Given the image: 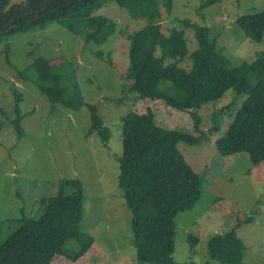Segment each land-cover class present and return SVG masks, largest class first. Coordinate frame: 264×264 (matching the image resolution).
I'll list each match as a JSON object with an SVG mask.
<instances>
[{
	"label": "rangeland",
	"instance_id": "rangeland-1",
	"mask_svg": "<svg viewBox=\"0 0 264 264\" xmlns=\"http://www.w3.org/2000/svg\"><path fill=\"white\" fill-rule=\"evenodd\" d=\"M200 0H172L171 12L161 8L156 20L168 34L183 32L188 55L197 49L194 31L182 25L206 27L217 36L216 45L232 66L251 63L264 54L260 43L248 40L235 20L244 14L264 10V0H219L199 11ZM114 24L108 41L86 44L53 23L44 30H28L0 38V243L17 229L23 218L40 216L43 200L58 193L60 181L79 180L83 190L81 230L92 244L75 262L56 257L51 264H137L130 228L131 214L117 187L118 162L122 154L121 117L134 112L153 113L158 125L182 132L192 130L187 114L166 107L160 101L139 98L130 91V41L134 31L147 21L133 20L115 5L98 11ZM8 32V31H7ZM10 47V65L4 46ZM102 52L104 60L93 53ZM42 57L74 69L83 100L96 106L110 139L103 145L89 133L87 106L78 112L52 105L29 81L20 76L35 58ZM106 59L111 61L109 65ZM189 56L178 66L188 70ZM19 97L21 138L14 129V95ZM243 96L228 90L216 103L201 107L197 145L178 143L186 163L201 178V196L191 210L175 219L176 263L220 264L207 255L209 237L234 231L244 245L243 264H264V162L250 163L246 153L221 157L214 142L224 136L238 111ZM68 193V192H67ZM249 221V222H248ZM196 239L192 248L189 237ZM76 247L75 241L66 245Z\"/></svg>",
	"mask_w": 264,
	"mask_h": 264
},
{
	"label": "trees",
	"instance_id": "trees-1",
	"mask_svg": "<svg viewBox=\"0 0 264 264\" xmlns=\"http://www.w3.org/2000/svg\"><path fill=\"white\" fill-rule=\"evenodd\" d=\"M8 0H0V38L28 30H44L57 24L71 35L97 46L105 44L114 33V24L103 15L102 8L115 5L131 19L147 21L141 29L127 36L132 83L130 91L141 99L160 101L166 107L185 113L192 130L182 132L155 123L153 113L134 112L121 117L122 154L118 164L117 187L130 211V228L137 264L176 263L174 251L175 217L191 210L201 196V178L183 159L178 143L193 146L201 142L199 131L202 106L218 102L228 90L242 97L224 136L214 142L221 157L246 153L250 163L264 162V54L251 63L232 66L216 45L217 36L208 28H192L197 49L188 55L183 32L172 29L166 35L156 20L160 9L171 12L172 0H26L27 16L17 20V7L2 13ZM219 0H200L199 11ZM30 13V14H29ZM13 19L12 23H4ZM235 23L245 37L260 43L264 35V11L239 16ZM8 31V32H6ZM7 38V36H6ZM5 60L10 65V47L4 46ZM104 60L102 52L93 53ZM187 56L188 70L178 66ZM35 58L20 75L29 81L52 104L78 112L87 106L89 133H95L103 145L110 134L96 106L84 102L76 83L74 69ZM109 65L111 61L106 59ZM14 129L20 139L21 115L19 97L14 95ZM68 192V193H67ZM83 190L79 180L59 182L58 193L42 201L43 213L36 218H23L20 225L0 243V264H51L56 257L75 262L92 244L90 235L80 228L83 217ZM249 222V221H248ZM75 241L76 247H66ZM192 248L196 239L188 238ZM244 245L234 231L209 237L207 255L220 264H243Z\"/></svg>",
	"mask_w": 264,
	"mask_h": 264
},
{
	"label": "flooded vegetation",
	"instance_id": "flooded-vegetation-1",
	"mask_svg": "<svg viewBox=\"0 0 264 264\" xmlns=\"http://www.w3.org/2000/svg\"><path fill=\"white\" fill-rule=\"evenodd\" d=\"M25 4H26V0L25 1H20V3L16 5V7H17V18L16 19L17 20H21V19H23V18H25L27 16V13L25 12ZM2 13H3V11H2ZM12 20L13 19H9L8 21L3 20V21L6 24L7 22L12 23L13 22Z\"/></svg>",
	"mask_w": 264,
	"mask_h": 264
},
{
	"label": "water",
	"instance_id": "water-1",
	"mask_svg": "<svg viewBox=\"0 0 264 264\" xmlns=\"http://www.w3.org/2000/svg\"><path fill=\"white\" fill-rule=\"evenodd\" d=\"M20 1H25V0H8L7 4L3 8V13L8 12L12 6L19 4Z\"/></svg>",
	"mask_w": 264,
	"mask_h": 264
},
{
	"label": "clouds",
	"instance_id": "clouds-1",
	"mask_svg": "<svg viewBox=\"0 0 264 264\" xmlns=\"http://www.w3.org/2000/svg\"><path fill=\"white\" fill-rule=\"evenodd\" d=\"M14 6H16V5H14ZM4 7H5V6H4ZM12 7H13V6H12ZM12 7H11V8H12ZM11 8H10V9H11ZM2 11H3V10H2ZM263 11H264V10H263ZM186 45H187V44H186Z\"/></svg>",
	"mask_w": 264,
	"mask_h": 264
}]
</instances>
